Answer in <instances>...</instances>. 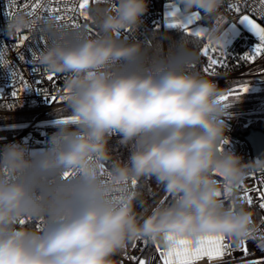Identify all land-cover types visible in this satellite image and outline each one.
<instances>
[{
	"label": "clouds",
	"instance_id": "clouds-1",
	"mask_svg": "<svg viewBox=\"0 0 264 264\" xmlns=\"http://www.w3.org/2000/svg\"><path fill=\"white\" fill-rule=\"evenodd\" d=\"M224 4L177 0L182 16L200 14L206 42L216 44L226 39L216 22ZM148 11L149 0H105L90 8L93 35L69 34L54 20L43 25L50 42L35 63L63 77L64 106L54 110L43 147L0 144V264H115L136 239L168 248L170 234L193 241L222 234L236 245L257 234L254 211L233 208L224 193L234 197L251 169L264 171V158L245 161L223 148L233 102L193 69L198 40L134 37ZM32 23L17 12L4 31L12 39ZM113 140L124 158L114 155ZM147 182L173 199L137 212Z\"/></svg>",
	"mask_w": 264,
	"mask_h": 264
},
{
	"label": "built area",
	"instance_id": "built-area-1",
	"mask_svg": "<svg viewBox=\"0 0 264 264\" xmlns=\"http://www.w3.org/2000/svg\"><path fill=\"white\" fill-rule=\"evenodd\" d=\"M25 2L26 0H17V4L9 8V0H0V49H3L4 57L7 61V64H0V144L22 141L33 148H40L46 144L48 136L55 131L54 110H62L64 106V101L59 100L63 92V77L55 75L54 82L48 81L46 79L48 72L40 68L35 62H27L32 60V51H29V48L37 51L38 54L48 46L50 42L48 36L45 35L46 38H49L46 47L43 41H39L40 34L37 32L35 37L36 41H39L38 44L36 41L30 40L17 48L15 45L20 35L26 34L27 30L17 33L12 39H9L4 31L5 22L9 18L6 12L9 10L14 13L20 12ZM104 2L105 0H90V5L87 9L88 13L92 5L103 4ZM237 3H239V0H225L220 16L225 19H234L243 13H247L264 26V20L260 18L258 5L253 4L252 0H248L247 4H239L241 12L229 10L230 4L235 5ZM168 5H175L179 8L177 0H149V11L144 17V24L134 33V37L146 41L151 31H163L170 28L165 23V11ZM50 6L58 7L60 11L56 15L65 17L60 22L67 25L61 28L65 32L71 34L82 29L89 35L96 33L97 26L92 16L89 14L90 19L87 21L79 16L78 0H61L60 3H56V0H53ZM72 8H76L77 11H69ZM28 10H30V5ZM68 17H71V19H68ZM73 21L81 26L80 29L71 27ZM201 21L204 20L201 19L200 21H195V23H200ZM129 34L130 32L123 33L124 38H127ZM256 42L258 40L253 34L246 33L232 43L222 46L223 51L228 56L225 58V66H217L211 74L204 72V68L208 64L207 57L203 55V52L200 56L201 74L210 79H216L219 85L227 90L226 94L240 84H249V90L241 95L239 99H236L235 96H230L227 101L233 103L229 106L228 123L230 131L227 133L228 140L223 145L225 150L235 151L245 161L258 158L253 155L251 146L244 138V134L251 127L249 126L250 122L257 121L264 124V71H262L264 70V54L251 63L242 60L237 61L234 58H239L245 52H250ZM18 53L25 57V61L19 59ZM33 69L36 71L33 72ZM13 71L22 74L24 81L27 82L32 90L21 91L18 97H12L11 92L13 90L24 88L19 75L13 80ZM38 80L42 81L39 85L35 83ZM36 88L46 89L49 97L55 95L58 99L48 102L35 91ZM10 105L15 106L10 107ZM59 115L62 118H68L65 114L59 113ZM261 180H264V171L253 168L250 170L249 176L243 185L248 188L257 187L264 189V184L260 183ZM242 193L243 189L240 188L234 197L226 199L227 202L231 205L232 200L239 201ZM166 194L163 192L160 200ZM251 195L254 201L252 206H249L246 202L237 204V206L243 205L253 210L255 213L254 220L259 225V230L254 236L255 239L251 238L245 241L248 254H245L241 244L236 245L225 239L224 242L230 247L222 259L208 261L207 258H204L198 261L197 264H248L249 261H264V250L258 246L260 238L264 236V224L261 223V219L264 218V209L259 207L260 202L256 198V192H252ZM40 223L36 222V226L38 227ZM145 241L146 239L141 238L130 242L122 251L112 257L115 264H138L139 259L150 260L151 264H162L159 259L157 245L161 251L166 250V248L153 241L155 249L145 255L147 246ZM134 244L135 247H133ZM129 257H135L137 260L134 261L129 259Z\"/></svg>",
	"mask_w": 264,
	"mask_h": 264
},
{
	"label": "snow or ice",
	"instance_id": "snow-or-ice-1",
	"mask_svg": "<svg viewBox=\"0 0 264 264\" xmlns=\"http://www.w3.org/2000/svg\"><path fill=\"white\" fill-rule=\"evenodd\" d=\"M53 0H26L23 5L21 11L27 12L28 15L33 17V23L27 29V33L20 35L19 40L15 47L19 48L25 44L27 41H36L35 34L39 32V41L44 42V46H47L48 39L45 37V30L43 25L50 20H54L57 22V26L60 28L66 27V24H61L60 22L65 19L64 16L56 15L60 11L58 7H51ZM61 0H56V3H60ZM240 3L247 4L248 0H239V3L229 5V10H234L235 12H241V8L239 6ZM253 4L258 5L260 18L264 20V0H252ZM17 4V0H9V8ZM30 5V10L29 9ZM90 5V0H78V11L79 16L83 17L86 21L90 19L89 13L87 11ZM69 11H77L76 8L69 9ZM180 12L179 8H173L172 11L168 13L167 17L172 18V22L168 24L170 28H180L185 33L189 35H193L195 37H204L205 36V29L199 28L198 30L192 32L189 29V25H192L195 21H200L202 18L199 13H194L190 16L181 18L178 15ZM47 13V15H45ZM16 13L9 10L6 12V15L10 18L14 16ZM71 19V17H68ZM219 23V21L217 22ZM239 24H242L247 27V29L253 34L255 38H257L258 42L255 43L254 47L250 52H245L239 58H234L237 61H244V62H254L258 57L264 54V26L261 23L257 22L256 19H253L248 14H243L240 16ZM235 25V23H233ZM71 27L80 29V25L75 23L74 21L71 24ZM20 32H18L19 34ZM39 41H36L38 44ZM29 51H32V60L27 62L34 63L37 58V51L29 48ZM203 55H205L208 59V64L204 68L205 73L211 74L217 66H225V58L228 56L222 49V44H216L214 42H208L202 50ZM18 57L21 61H25V57L18 53ZM0 64H7V61L4 57L3 49H0ZM238 66V65H237ZM36 70L33 69V72ZM264 71V70H262ZM19 75L20 81L24 84V88L13 90L11 92L12 97H18L19 93L24 90H32L27 82L24 81L22 74H18L16 71L12 72L13 80ZM56 74L49 73L46 75V79L48 81L54 82V77ZM37 85L42 83V81H35ZM249 90V84L243 83L240 84L237 88L232 89L228 94L221 97V100L228 101L230 96H235L236 99H239L241 95L246 93ZM40 95H42L46 101H56L58 98L55 95L49 97V94L46 89L36 88ZM64 96H60L59 100H64ZM15 105H10V107H14ZM67 119H74V118H67ZM66 120H59L56 123H63ZM227 140L222 142V145L226 144ZM69 173H65V176H68ZM135 186L136 181L132 182ZM261 184H264V180L260 181ZM243 189L242 196L240 197L239 201L232 200L231 206L233 208L237 207V204H243L246 202L249 206L253 204V196L251 195L252 192H256L257 199L259 200V207L264 209V189L252 187L248 188L244 185L240 186ZM225 198L230 199L231 194L230 190H225ZM163 203V202H162ZM25 221H21L24 223ZM261 223L264 224V218L261 219ZM168 239L171 241V245L166 248V250L161 251L159 246L157 245V251L159 252V259L162 264H197L198 261H201L204 258H207L208 261L220 260L223 256L227 253L229 249V245L226 244L225 237L222 234H213L201 237L198 241H193L192 239L185 238L180 236L179 234H170ZM255 239V237H253ZM148 241L146 240L145 243ZM241 245L243 246V251L245 254H248V249L246 247V243L242 242ZM258 246L264 250V236L260 238V242ZM135 247V244L133 245ZM129 259L137 260L135 257H129ZM138 264H151L150 260L139 259ZM248 264H264V261H249Z\"/></svg>",
	"mask_w": 264,
	"mask_h": 264
},
{
	"label": "trees",
	"instance_id": "trees-1",
	"mask_svg": "<svg viewBox=\"0 0 264 264\" xmlns=\"http://www.w3.org/2000/svg\"><path fill=\"white\" fill-rule=\"evenodd\" d=\"M200 23L205 25V26L207 25L206 21H201ZM152 35L160 36L166 43H171L172 41H179L182 36H186L188 38L198 40L201 44V49H200L201 53H202V50L207 43L204 37L198 38V37H195L193 35H189L188 33H185L180 28H168V29L163 30V31L162 30L151 31L148 35V39L145 41L146 43L151 44ZM200 56H201V54H200ZM192 67L194 70H197V71L202 73L200 61H199V63L193 65ZM60 114L67 115L66 113H62V112ZM249 126H251L253 128L261 129L264 131V124H262L260 122L252 121L249 123ZM112 148H113L114 155L119 156L120 158H124L126 156V151L119 144H117L115 142V140L112 141ZM141 191L143 193L142 202L146 201V204H144L142 202H138L137 208H136L137 212H141L144 210V208H147L149 206H154L163 193L162 190H154L153 184L151 182L145 183L142 186ZM172 199H173V194L167 193L165 198L163 200H161L159 203L166 204V203L170 202ZM146 240L148 242H147L146 250L144 253L145 255L149 254L150 252H152L155 249L153 241L148 240V239H146Z\"/></svg>",
	"mask_w": 264,
	"mask_h": 264
},
{
	"label": "rangeland",
	"instance_id": "rangeland-1",
	"mask_svg": "<svg viewBox=\"0 0 264 264\" xmlns=\"http://www.w3.org/2000/svg\"><path fill=\"white\" fill-rule=\"evenodd\" d=\"M177 8L175 5H168L166 7V11H165V23H166V26L168 27V24L172 22V18L170 17H167L168 16V13L170 11L173 10V8ZM243 14H247V13H243ZM241 14V15H243ZM181 16V18H183L184 16H182L180 13L178 14ZM240 15V16H241ZM249 15V14H248ZM240 16L237 17V18H234V19H225L221 16L217 17L218 20L216 22L219 21L220 25L223 26L225 28V36H226V39L224 41V43L222 44V46L224 45H227L229 43H232L233 41L237 40L240 36H243L245 35L246 33L248 34H252L246 26L242 25V24H239V19H240ZM251 16V15H250ZM252 17V16H251ZM253 19H256L254 17H252ZM257 20V19H256ZM257 22H259L257 20ZM233 23H235V25H233ZM260 23V22H259ZM206 26L201 24V23H193L192 25H189V29L194 32L196 30H198L199 28H205ZM208 43V42H207ZM153 187H154V184H153ZM154 190H157L155 189L154 187ZM166 196V195H165ZM165 196L163 198H161V200H163L165 198ZM160 198H159V202L161 201ZM146 258V257H145Z\"/></svg>",
	"mask_w": 264,
	"mask_h": 264
},
{
	"label": "water",
	"instance_id": "water-1",
	"mask_svg": "<svg viewBox=\"0 0 264 264\" xmlns=\"http://www.w3.org/2000/svg\"><path fill=\"white\" fill-rule=\"evenodd\" d=\"M244 138L249 142L253 155L258 158H264V131L250 127Z\"/></svg>",
	"mask_w": 264,
	"mask_h": 264
}]
</instances>
